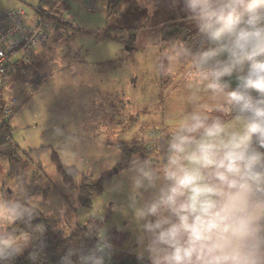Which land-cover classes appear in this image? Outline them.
Segmentation results:
<instances>
[{"label":"clouds","instance_id":"obj_1","mask_svg":"<svg viewBox=\"0 0 264 264\" xmlns=\"http://www.w3.org/2000/svg\"><path fill=\"white\" fill-rule=\"evenodd\" d=\"M175 3L197 33L173 40L154 64L160 77L180 72L173 122L151 154H132L126 188L109 191H125L119 210L148 264H264V0ZM35 217L0 192V264L32 245ZM18 223L30 228L20 234ZM99 239L68 248L58 264H105L110 246Z\"/></svg>","mask_w":264,"mask_h":264},{"label":"rangeland","instance_id":"obj_2","mask_svg":"<svg viewBox=\"0 0 264 264\" xmlns=\"http://www.w3.org/2000/svg\"><path fill=\"white\" fill-rule=\"evenodd\" d=\"M160 1L162 5L156 4V0H144V3L122 0L116 7V13L107 17V4L103 1H97L95 10L90 11L82 8L78 0H60L52 14L60 16L59 20L66 24H59L62 28L55 31L53 48L42 49L51 42L54 35L51 31L50 41L35 49L29 63L19 68L23 73L21 78L25 77L23 84L16 81L13 74L16 68L8 73L0 98L7 100L16 96L19 102L11 123L12 141L19 151L25 153L32 148L46 149L38 156L30 154L26 157L22 153L19 160L25 167L17 170L20 174L17 177L16 171L9 170L7 157L0 155V192L8 196L12 191L11 198H15L19 193L18 187L24 185L22 181L28 183H25L28 188L40 187V196L29 200V204L39 209L44 217L56 220L53 227L65 233L89 217L100 219V236L106 235L110 228L124 230L130 236L129 231L134 229L119 210L125 191H109L118 181H123L125 188L127 185L126 178L111 167L109 160L113 158L112 152L118 143L129 146L140 142V146L144 145L149 142L150 138L145 135L150 128L153 130L156 125L163 128L164 118L166 126L173 122L168 119V114L179 103L180 72L174 70L167 77L154 72L155 62L169 52L173 41H160L157 26L167 19H176L185 27L194 29L187 23V14L182 11L180 3ZM38 3L39 0H0L2 8L23 5L32 14ZM148 4L153 5L151 13ZM135 23H143L144 26L132 34L126 33V44L106 38L108 28L130 27ZM154 37L155 41L152 40ZM64 74L80 86L76 92H69L72 99L74 96L80 101L72 102L77 109L66 110L72 116L71 123L77 121V126L67 131L60 123L64 110L56 102L58 81ZM172 100L174 103H168ZM167 109L168 112L165 111ZM115 115L122 116L121 127L116 120L112 121L111 116ZM120 129L127 130L129 134L121 136ZM52 149L57 152L62 168L75 167L79 175H89L91 180L106 171L113 174L110 182H105L103 190L92 195L90 208L79 205L74 184L69 185L63 180L52 157ZM79 175L74 178L75 184L80 181ZM32 180L36 184L30 185ZM131 243L133 240L127 238L123 246L127 248Z\"/></svg>","mask_w":264,"mask_h":264},{"label":"trees","instance_id":"obj_3","mask_svg":"<svg viewBox=\"0 0 264 264\" xmlns=\"http://www.w3.org/2000/svg\"><path fill=\"white\" fill-rule=\"evenodd\" d=\"M59 1L60 0H39L38 5L33 11V14L28 10V8H26L25 6L24 7L31 13V15L36 14L42 19L53 22L55 25L53 30L55 31L62 24H66L62 23L61 20H59L60 16L52 14L55 6ZM96 1H103L107 4L105 14L107 17H109L113 13H116V7L122 0ZM159 3L161 5L163 4L160 0H156V4ZM68 25L72 26L71 24ZM143 26V23H135L130 27L116 26L113 29L108 28V32H105L107 33L106 38L117 39L124 45L126 44L124 35L128 32L132 34L136 29H139ZM117 33H119V35ZM196 33L197 29H189L184 26L183 22H179L176 19H167L162 24L160 23L157 26V35L160 41H169L176 39L188 40ZM44 42L45 41H43L42 43ZM31 55L32 54H30L27 58L29 59ZM28 59L23 61L22 66L26 61H28ZM2 131L4 130H1L0 133H2ZM122 131L120 129V135L122 134L121 136H123ZM160 131L161 130L158 129V127H155L153 130L152 128H150V131L148 130L145 135L147 138H150L148 140L149 142H146L141 146L139 145L140 142H134V145L129 146H127L126 144L121 145L120 143H118V146L120 144L119 147L117 146V149H119V161L115 166L119 168L120 166H127V162L133 153H139L141 156H143L144 154H151L150 150H152L154 147L153 140L155 139V137L160 135ZM124 134L125 136H127L126 130ZM44 149H46V147H41L38 149L33 148L29 149L28 152L25 153L19 151L18 146L13 144V142H6L0 138V153L4 154L8 158V168L10 171H16V177L17 175L20 176L17 170L25 167V164L21 165L19 160V157L23 156L22 153L26 154V157H29L30 154L38 156L43 152ZM51 154L53 159H55L56 163L58 164L57 168L62 173L64 178L63 180L69 185L74 184V188L77 191V200L79 205L85 208H90L92 195L98 194L103 190L104 183L109 179L111 173L104 172L103 175L100 174L99 177L91 180V177L89 175H79L80 172L78 173L75 167L69 166L67 168H62L59 164L57 156L58 154L55 149H52ZM78 175L80 176V181L75 184L74 178H76ZM32 181L34 182V180ZM33 182L30 185L36 184L35 182ZM22 183H24V185H20V187H18L19 193L17 197L14 198L13 196V198H11L12 191L8 193V196H10V199L22 200L25 203V206L34 211L36 217L31 221V235L33 237V243L15 259L7 262V264H58L60 257L66 253L68 248H89L101 242L99 239L101 229L100 219L96 217H90L82 224H77L75 228H72L68 233L56 229L53 227L54 223H56V220L44 217L39 209L29 204V200L34 197L40 196L39 194L41 188L36 185L30 186L28 188V186L25 185V183L27 182L22 181ZM29 228L30 226L19 223L14 226V229L20 234H23ZM106 236L108 238L111 255L106 258L105 264H148L147 259L141 260L138 255L131 252L129 249L124 248L123 242L128 238L127 232L116 230L115 228H110L109 230H107Z\"/></svg>","mask_w":264,"mask_h":264},{"label":"built area","instance_id":"obj_4","mask_svg":"<svg viewBox=\"0 0 264 264\" xmlns=\"http://www.w3.org/2000/svg\"><path fill=\"white\" fill-rule=\"evenodd\" d=\"M81 7L90 11L96 8V0H78ZM54 23L31 15L23 6L2 8L0 6V96L8 80L9 65L20 68L23 61L38 49L43 41H47ZM17 56V59L14 57ZM11 61V62H10ZM15 97L7 100L0 98V138L12 142L10 118L16 104Z\"/></svg>","mask_w":264,"mask_h":264},{"label":"crops","instance_id":"obj_5","mask_svg":"<svg viewBox=\"0 0 264 264\" xmlns=\"http://www.w3.org/2000/svg\"><path fill=\"white\" fill-rule=\"evenodd\" d=\"M17 6H19V5H17ZM12 7H16V6H12ZM59 26V25H58ZM57 26V27H58ZM62 28V26H60L58 29H56L55 31L56 32H58L60 29ZM54 30H52V32H53ZM55 31L53 32V34L55 33ZM52 34V35H53ZM59 34V33H58ZM55 35L56 34H54L52 37L49 35V37H51L50 39H51V42L50 43H48L46 46H44L42 49H47V50H49L51 47L53 48V45L52 44H54V39H55ZM50 39H48L49 41H50ZM152 40H156V38L154 37ZM48 41V42H49ZM49 44H51V45H49ZM57 44V46H58V44L59 43H56ZM122 44V43H121ZM41 51V50H40ZM40 51H39V53H37L38 54V58L40 57ZM49 55H51L50 53H49ZM15 59H12L11 61H14V60H16L17 59V56L16 57H14ZM10 61V62H11ZM15 62V61H14ZM29 63V61H26L24 64L26 65V64H28ZM13 68H16V69H13ZM12 69H13V74H15V77H16V81H18V83L19 84H23L24 83V81H25V77L23 76L22 78H21V76H22V71H19V68L18 67H16L14 64H10L9 65V71L11 72L12 71ZM63 78H64V80H63ZM9 80H11L12 81V79L10 78ZM68 82H70L69 84H68ZM73 84V85H72ZM58 87V93H57V95H58V99L56 100V102H57V104L59 105V107L60 108H62L63 110H64V114H63V117L61 118V121H60V123H63V126L66 128L64 131H67V130H71L72 129V127L73 126H77V125H75L76 123H77V121L76 122H73V123H71L72 122V116L68 113V111H66L67 110V108H71V109H75L76 107L75 106H73L72 105V102H74V103H78L79 101H80V98H75L74 96H73V99H72V95H70L69 94V92L71 93V92H76V90L78 89V88H80V86H77V85H75L74 83H73V81H72V79L71 78H69L66 74H64L63 76H62V78L58 81V85H57ZM71 86H73V87H71ZM25 89V88H24ZM15 98H16V104H15V108H14V110H13V112H12V115H11V118H10V123H12L13 122V114H14V111L16 110V108H17V106H18V104H19V102H18V99H17V97L15 96ZM168 103H174L173 102V100L172 101H169ZM77 109V108H76ZM171 109H172V107H171ZM70 111H74V110H70ZM77 111V110H76ZM166 112H168V109L167 110H165ZM66 113V114H65ZM75 114H76V112H75ZM114 114V113H113ZM122 114H128V113H126V112H122ZM64 115H65V117H64ZM111 117H113L112 118V121H114V120H116L115 122L121 127V125H122V116L120 115H115V116H111ZM162 122H163V128H160V130L161 129H166V127H169L171 124H169L168 123V125L169 126H166L165 124H166V121H165V118H164V120H162ZM166 126V127H165ZM12 127V126H11ZM156 127H158V125H156ZM165 127V128H164ZM159 129V128H158ZM75 130V129H74ZM121 131H122V129H121ZM126 132H127V134H129L128 133V131L126 130ZM122 133H123V136L124 137H126L125 136V131L123 130L122 131ZM13 142V141H12ZM14 144V143H13ZM33 149V148H32ZM0 155H2V156H4V157H6L4 154H1L0 153ZM7 160H8V158H7ZM119 161V159L117 160V162ZM116 165V164H115ZM113 166L114 167V170H116V172L117 173H119V172H121L122 170H123V168H126L127 166H120V168L119 167H117V166ZM115 167H117V168H115ZM107 172V171H106ZM112 176H113V174H111V176L109 177V179L108 180H106L105 182H110V179L112 178ZM105 184V183H104ZM75 210V209H74ZM66 211V210H65ZM70 213H72V212H70ZM90 218V217H89ZM122 231H124V230H122ZM129 235L130 236H128V239H132L133 240V243H131L127 248H125V249H129L131 252H133V253H135L136 255H138V248H137V245H136V233H135V230L133 229V231H129Z\"/></svg>","mask_w":264,"mask_h":264}]
</instances>
